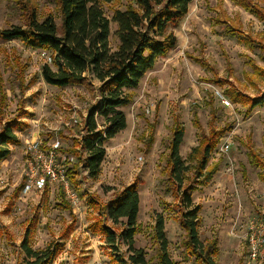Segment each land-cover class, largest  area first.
<instances>
[{
    "label": "rangeland",
    "instance_id": "rangeland-1",
    "mask_svg": "<svg viewBox=\"0 0 264 264\" xmlns=\"http://www.w3.org/2000/svg\"><path fill=\"white\" fill-rule=\"evenodd\" d=\"M95 1L111 21L109 40L114 49L118 40L113 11L124 9L129 1ZM252 1L264 8V0ZM30 9L39 20L51 14L60 26L59 9L51 0H0V30L23 27ZM232 28L239 31L232 33ZM169 30L176 44L131 91V102L118 108L125 114L126 127L104 142L105 156L95 178L81 162L87 155L81 138L84 119L99 99V83L92 79L89 85H50L41 76L42 66L51 64L48 51L0 37V133L10 128L15 137L7 143L10 153L0 163V264H23L20 244L24 239L33 249L56 245L58 252L49 264H114L100 234L91 229L97 210L89 198L104 203L132 183L139 195L134 246L143 250L149 264L155 263L158 251L157 215L164 219L169 256L181 264H201L186 251L187 236L180 223L184 189L193 205L200 207L198 239L204 245L214 241L216 264H264V253L248 260L244 239L250 219L264 214V180L260 179L264 168L248 156L251 150L264 160V107L247 114L225 92L229 84L250 96L264 91V79L252 74L250 65L264 68V60L257 47L241 39L264 43V20L235 0H191L185 16L170 24ZM213 88L224 93L232 107L222 106ZM96 120L102 130L101 119ZM175 125L184 130L179 147L182 159L202 135L211 130L217 135L203 175L191 180L189 170L180 189L169 179V145ZM227 138L231 146L221 153L218 144ZM74 141L79 145L71 162L79 167L71 179L62 173L76 202L66 197L60 178L43 189L23 192L28 146L38 142L48 149L58 142L68 154ZM56 165L65 169L58 157ZM125 250L118 244L120 256H126Z\"/></svg>",
    "mask_w": 264,
    "mask_h": 264
},
{
    "label": "trees",
    "instance_id": "trees-1",
    "mask_svg": "<svg viewBox=\"0 0 264 264\" xmlns=\"http://www.w3.org/2000/svg\"><path fill=\"white\" fill-rule=\"evenodd\" d=\"M24 2L26 0H16ZM60 12V26L55 18L48 14L42 20L35 11L26 12L23 27L12 26L0 30L3 40L18 39L24 45L46 50L50 53L51 64L45 63L41 68L43 80L53 86L62 87L71 83L89 85L92 79L99 83L97 103L90 107L82 124L85 130L81 145L87 155L82 158L83 167L90 177L95 178L105 156L104 142L113 138L126 127V117L118 109L132 100L135 89L143 76L150 71L156 60L164 57L175 46L176 37L170 24H174L185 16L191 0H128L124 9L115 8L112 22L115 23L114 36L118 40L116 48L110 45V23L101 7L95 0H51ZM256 18L264 20V8L252 0H235ZM232 33L239 31L231 29ZM251 47H257L261 59L264 60V43L248 37L241 38ZM252 74L264 79V68L251 63ZM53 67V68H52ZM222 83H228L224 80ZM229 84V83H228ZM225 90L231 102L245 107L250 113L256 107H264V91L250 96L238 92L231 84ZM96 117L102 121V130H98ZM184 130L173 126L169 145L168 166L169 179L180 189L184 175L191 170L193 179H199L207 167V158L217 144L216 133L212 130L202 135L198 143L182 159L179 147ZM15 139L6 128L0 133V163L10 153L7 143ZM148 141H152L150 136ZM74 141L72 154L77 155ZM63 152L61 149H59ZM252 163L264 168V160L253 151H249ZM79 158V156H77ZM187 161V162H186ZM65 175L73 177L79 167L78 162L66 159L63 162ZM210 170H208L209 173ZM264 180V174H260ZM183 191L184 209L181 212V226L187 236L186 251L201 264H216L213 259L214 241L204 245L199 239L196 228L199 205H193L190 194ZM89 203L97 210V218L91 226L93 232L100 234L107 245L110 261L114 264H149L142 249L134 246V236L138 232L137 216L139 211V195L134 183L129 184L114 197L104 203L90 196ZM105 221L111 224H105ZM155 240L158 243L157 257L154 264H181L172 259L167 252V238L164 230V219L157 215L155 219ZM118 244L126 248V256L118 254ZM20 247L24 253L23 264H49L56 256V245L43 249H33L27 239Z\"/></svg>",
    "mask_w": 264,
    "mask_h": 264
},
{
    "label": "built area",
    "instance_id": "built-area-1",
    "mask_svg": "<svg viewBox=\"0 0 264 264\" xmlns=\"http://www.w3.org/2000/svg\"><path fill=\"white\" fill-rule=\"evenodd\" d=\"M215 98L224 107H232L230 101L225 97L224 93L213 88ZM146 111H149L146 108ZM231 146L229 138L220 141L218 144V151L226 153ZM27 152L29 158L27 160V171L25 172V182L23 185V192H29L31 190L43 189L48 182H54L58 178L61 179L63 189L66 197L72 203L76 202L77 197L74 191L69 187L68 181L63 177L62 168L56 169V159L58 157L59 163L68 159L71 161V157L59 150L58 142L50 146L48 149L40 146L38 142H32ZM244 239L247 244V257L248 260L254 261L264 253V214L259 217H253L250 219L247 225V230L244 234Z\"/></svg>",
    "mask_w": 264,
    "mask_h": 264
}]
</instances>
